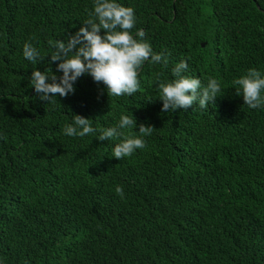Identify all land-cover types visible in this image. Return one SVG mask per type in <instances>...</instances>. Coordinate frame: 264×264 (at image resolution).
Wrapping results in <instances>:
<instances>
[{"label": "trees", "instance_id": "1", "mask_svg": "<svg viewBox=\"0 0 264 264\" xmlns=\"http://www.w3.org/2000/svg\"><path fill=\"white\" fill-rule=\"evenodd\" d=\"M93 2L0 0V264H264V108L232 85L264 73V0H118L168 66L145 63L130 97L85 74L47 104L31 72L62 75L48 40L77 32ZM25 42L45 59H25ZM181 60L221 82L208 109L161 111L154 76ZM122 114L136 120L125 132L156 128L123 160L118 141L63 134L73 115L108 128Z\"/></svg>", "mask_w": 264, "mask_h": 264}, {"label": "clouds", "instance_id": "2", "mask_svg": "<svg viewBox=\"0 0 264 264\" xmlns=\"http://www.w3.org/2000/svg\"><path fill=\"white\" fill-rule=\"evenodd\" d=\"M136 24L134 8L126 7L118 0H94L88 18L77 32L69 34L67 40H48L49 47L53 49L51 62H59L57 72H62V75L57 76L51 67L31 72V82L40 100L54 104V97H67L74 93L75 82L85 74L97 84L103 83L109 97H130L140 91L139 73L145 63L167 67L169 57L165 52L153 50L143 30L134 32ZM23 56L33 64L45 59L31 42L23 45ZM188 67L187 60L176 63L172 68V79L163 78L160 72L155 74L154 84L158 99L162 101V112L186 111L194 104L208 109L210 102L221 96V82L217 78L209 77L206 83H202L201 79L185 74ZM232 85L235 95L242 96L249 108H264V73L249 68L234 79ZM135 127L136 120L132 114H122L118 122L108 128H95L91 118L73 115L72 123L64 126L63 134L81 138L92 135L99 141H118L112 149V157L123 160L138 149H144L145 138L156 129L140 124L138 132H125V129L133 130ZM115 193L121 199L125 197L122 185L115 187Z\"/></svg>", "mask_w": 264, "mask_h": 264}]
</instances>
